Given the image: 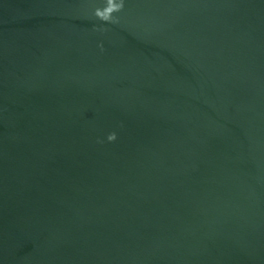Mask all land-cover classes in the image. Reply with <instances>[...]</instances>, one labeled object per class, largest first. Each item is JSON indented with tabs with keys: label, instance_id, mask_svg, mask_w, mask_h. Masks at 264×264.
<instances>
[{
	"label": "water",
	"instance_id": "obj_1",
	"mask_svg": "<svg viewBox=\"0 0 264 264\" xmlns=\"http://www.w3.org/2000/svg\"><path fill=\"white\" fill-rule=\"evenodd\" d=\"M104 3L0 0V264H264V0Z\"/></svg>",
	"mask_w": 264,
	"mask_h": 264
},
{
	"label": "clouds",
	"instance_id": "obj_2",
	"mask_svg": "<svg viewBox=\"0 0 264 264\" xmlns=\"http://www.w3.org/2000/svg\"><path fill=\"white\" fill-rule=\"evenodd\" d=\"M124 7V0H105L104 6L96 7L93 11V15L104 22H110V23H116L118 21V17L114 16L113 14L116 12H119ZM103 30V29H101ZM102 48V45H100ZM106 139L111 142L116 139V133L115 132H109L107 134ZM98 142H103L99 141Z\"/></svg>",
	"mask_w": 264,
	"mask_h": 264
}]
</instances>
